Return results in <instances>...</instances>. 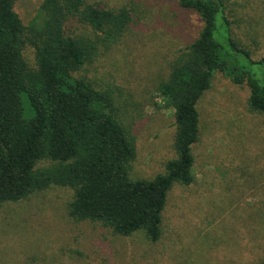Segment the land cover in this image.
<instances>
[{
	"label": "rangeland",
	"instance_id": "rangeland-1",
	"mask_svg": "<svg viewBox=\"0 0 264 264\" xmlns=\"http://www.w3.org/2000/svg\"><path fill=\"white\" fill-rule=\"evenodd\" d=\"M42 0H18L24 26ZM125 8L131 22L115 44L99 47L78 72L111 91L122 124L135 137L133 180H151L176 158L173 111L158 93L180 50L197 39L199 15L178 0H88ZM233 37L252 60L264 57V0H230ZM64 31L93 39L76 19ZM23 57L35 68L31 46ZM259 72V66L246 64ZM259 70H258V69ZM252 70V69H251ZM249 89L216 74L197 104L199 137L192 146L193 183L175 184L162 213L161 236H119L67 213L73 191L54 186L0 204V264H253L264 259V113L248 109Z\"/></svg>",
	"mask_w": 264,
	"mask_h": 264
},
{
	"label": "trees",
	"instance_id": "trees-1",
	"mask_svg": "<svg viewBox=\"0 0 264 264\" xmlns=\"http://www.w3.org/2000/svg\"><path fill=\"white\" fill-rule=\"evenodd\" d=\"M17 1L0 0V204L54 186L68 188L72 220L100 224L119 236L141 231L157 242L169 191L193 183L198 101L221 74L248 87L250 112L264 113V75L246 66L264 70V57L252 60L234 39L230 0H178L199 15L203 27L158 88L173 111L177 156L163 174L133 180L135 137L121 123L112 92L78 76L99 47L119 41L131 22L129 12L88 0H42L35 20L24 26L14 10ZM73 19L93 39L67 35L64 26ZM26 46L34 49L35 68L23 57Z\"/></svg>",
	"mask_w": 264,
	"mask_h": 264
}]
</instances>
